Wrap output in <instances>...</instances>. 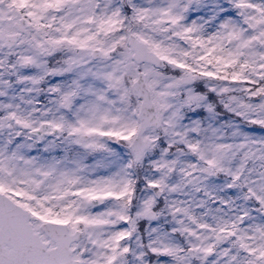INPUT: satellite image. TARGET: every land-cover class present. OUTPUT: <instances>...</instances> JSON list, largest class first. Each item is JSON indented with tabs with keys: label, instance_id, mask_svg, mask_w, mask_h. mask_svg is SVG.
<instances>
[{
	"label": "snow or ice",
	"instance_id": "1",
	"mask_svg": "<svg viewBox=\"0 0 264 264\" xmlns=\"http://www.w3.org/2000/svg\"><path fill=\"white\" fill-rule=\"evenodd\" d=\"M0 264H264V0H0Z\"/></svg>",
	"mask_w": 264,
	"mask_h": 264
}]
</instances>
